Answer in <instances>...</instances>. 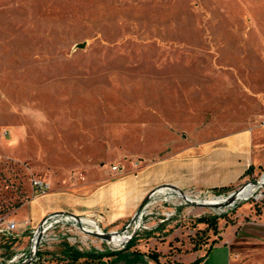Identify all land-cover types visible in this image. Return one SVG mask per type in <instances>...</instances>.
<instances>
[{"label":"rangeland","instance_id":"rangeland-1","mask_svg":"<svg viewBox=\"0 0 264 264\" xmlns=\"http://www.w3.org/2000/svg\"><path fill=\"white\" fill-rule=\"evenodd\" d=\"M242 131L262 171L256 180L264 172V0H0V214L7 219L34 223L62 192L82 210L96 186L136 175L156 156ZM32 177L48 181L49 192L33 196ZM240 208L247 209L238 215ZM216 212L178 208L163 223L149 220L132 245L163 264H189L210 244L200 264H264V240L255 239L264 230V196ZM203 215L219 217L216 233L197 222ZM229 228L239 234L223 245ZM28 235L0 237V259L26 249Z\"/></svg>","mask_w":264,"mask_h":264},{"label":"crops","instance_id":"crops-1","mask_svg":"<svg viewBox=\"0 0 264 264\" xmlns=\"http://www.w3.org/2000/svg\"><path fill=\"white\" fill-rule=\"evenodd\" d=\"M249 143V135L242 131L217 139L212 144L188 146L156 156L153 161L140 164L136 175L123 176L116 181L104 182L96 186L82 210L68 200L63 192L59 193V197L56 198L57 206L44 211L34 223L29 218V227L18 229V239L26 240L29 229L48 212L62 210L79 216L100 215L104 226L116 223L119 227L133 215L149 190L158 185L173 184L182 190H203L222 187L228 183L235 184L241 181L244 183L258 176V170L262 172L259 164L254 161ZM110 166L109 171L112 172H118L120 169L113 171ZM249 166H251L250 170H248ZM36 200L37 198L31 201ZM246 209L240 208L238 215ZM255 231V239L263 241L264 230ZM227 233L224 241H221L223 245L227 244L231 236L236 237L239 230L229 228ZM77 251L79 250L66 241L44 245L38 252L41 261L36 264H163L151 259L143 248L132 244L113 254L100 251L103 254L100 258L79 257ZM193 255L196 258L201 254ZM55 256L60 257L58 263L50 261Z\"/></svg>","mask_w":264,"mask_h":264},{"label":"built area","instance_id":"built-area-1","mask_svg":"<svg viewBox=\"0 0 264 264\" xmlns=\"http://www.w3.org/2000/svg\"><path fill=\"white\" fill-rule=\"evenodd\" d=\"M111 170H118L119 167L117 165H111ZM259 179V178H258ZM256 179V180H258ZM251 181V180H248ZM248 181L243 184L247 185ZM247 183V184H246ZM250 184V183H249ZM244 185V187H245ZM257 191L255 194L245 198L243 200H247L250 197L258 199L264 196V186L256 185ZM30 187L32 195L35 197H40L49 192L50 184L48 181L43 180L41 178L32 177L30 179ZM243 187V188H244ZM260 188L263 189L260 190ZM180 189V188H179ZM184 195L182 197L178 191H173L169 188H164L157 192H154L151 197L141 205L139 212L135 218L133 215L125 221L120 229L119 236H125V240L119 243L118 245H114L111 240H102L100 238L91 236L80 229L92 231V232H103L107 231L101 225L102 218L100 215H91V216H79L76 215L79 220H76L74 217L69 215L71 212L62 211H53L45 214L41 220L32 228L29 229L28 232V240L26 249H18L11 255L8 259H0V263H9L16 264L26 261L31 254L32 248L35 246L36 238H37V227L42 222V234L40 237V241L37 245L36 252L32 256L30 264L38 263L39 257L38 252L40 248L44 245H49L54 242L66 241L70 245H93L97 246V244H103L106 249L109 250H121L125 248V246L132 240L133 237L137 236L139 232L143 230L150 229L148 222L149 220L156 218V224H160L169 220L172 216H175L177 209L181 207H200L204 209L205 207L201 206H193L188 203V201L203 204L211 199H215L218 197H223L227 195L223 194H212L211 189H203V190H182L180 189ZM239 200H234L230 206L223 208H215L213 210L224 211L226 208L233 207L235 203ZM168 204L170 207H166ZM154 208H161L160 211L155 212ZM74 214V213H73ZM134 214V213H133ZM88 218L92 220L93 224H87L85 219ZM133 218V219H132ZM30 225V219H26L19 224L15 220L7 219L6 217L0 214V237L4 239H12L16 241L19 237L18 229L19 228H28ZM118 231V230H112Z\"/></svg>","mask_w":264,"mask_h":264},{"label":"water","instance_id":"water-1","mask_svg":"<svg viewBox=\"0 0 264 264\" xmlns=\"http://www.w3.org/2000/svg\"><path fill=\"white\" fill-rule=\"evenodd\" d=\"M79 46L83 47L84 43L79 44ZM263 174H264V172L260 175L258 180H251V181H248L247 183L248 184L250 183V184H254V185L264 186V176H263ZM244 185L245 184H242L236 190H233V191H231L230 193L227 194L226 197H227V201L228 202L226 204H217V203H210V202H206V203H203V204H197V203H194V202H191V201H188V203L190 205H193V206L198 205V206L205 207V208H212V209L223 208V207H225L229 203H232L235 200L236 194L239 193L241 189H243ZM164 188H169V189H171L173 191H178V193L182 197H184V195L182 194L183 192L177 186H175L173 184H161V185H158V186L152 188L151 190H149V192L145 195V197L143 198L141 204L138 206V208L134 212L133 218H135L137 216L141 205L143 203H145L151 197V195L154 192H157V191L162 190ZM60 212L62 213V211H60ZM69 215L74 217L76 220H79V218L75 214L69 213ZM80 229L83 230L84 232H86L87 234H89L91 236H94V237H97V238H100L102 240H111L113 236L118 235L120 233V230H118V231H103V232L99 233V232H92V231L84 230L81 227H80ZM41 234H42V222L37 227V238H36L35 246L31 250L30 257L26 261L21 262V263H16V264H30L32 256L36 252V248H37V245H38V243L40 241ZM0 264H9V263H0Z\"/></svg>","mask_w":264,"mask_h":264},{"label":"trees","instance_id":"trees-1","mask_svg":"<svg viewBox=\"0 0 264 264\" xmlns=\"http://www.w3.org/2000/svg\"><path fill=\"white\" fill-rule=\"evenodd\" d=\"M251 169V166H249L248 170ZM213 190H215L218 194L227 191L228 189L226 187H218V188H213ZM218 216H207V215H203L197 218V222L200 223H205L206 227L210 228L213 230V233L217 232V220H218ZM134 241V239L131 240V242L129 244H127L125 247H127L128 245L132 244V242ZM213 245L210 244L207 249L204 251L203 254H201L200 256H197L190 264H200L203 259L208 255L209 251L212 249ZM72 255L74 253V251L72 250ZM115 253V251H111L108 252V254H113ZM76 254L79 257H97L100 258L103 254L101 252H87V251H77ZM148 256L153 259V260H157L158 256L156 253L154 252H149Z\"/></svg>","mask_w":264,"mask_h":264},{"label":"bare ground","instance_id":"bare-ground-1","mask_svg":"<svg viewBox=\"0 0 264 264\" xmlns=\"http://www.w3.org/2000/svg\"><path fill=\"white\" fill-rule=\"evenodd\" d=\"M263 176H264V174H263ZM245 186H248V187L251 186V187H249L248 189H245V190H240V192L236 194L235 200L236 199L237 200H243L245 198H248L252 193L257 191V186L254 184H249V185H245ZM209 202L210 203H217V204H226L228 201H227V197H218V198H215L213 200H210ZM230 205H231V203H229L226 206H230ZM85 222L87 224H93L92 220H90V219H85ZM125 239H126L125 236L115 235L112 237L111 242H115L116 245H118L119 243H121Z\"/></svg>","mask_w":264,"mask_h":264}]
</instances>
